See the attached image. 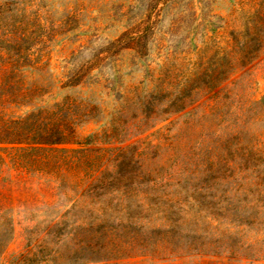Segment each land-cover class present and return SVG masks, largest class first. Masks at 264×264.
I'll return each instance as SVG.
<instances>
[{
  "label": "rangeland",
  "instance_id": "374dc122",
  "mask_svg": "<svg viewBox=\"0 0 264 264\" xmlns=\"http://www.w3.org/2000/svg\"><path fill=\"white\" fill-rule=\"evenodd\" d=\"M261 6L0 0V120L84 115L77 144L0 145V264H264V49L183 110L160 93Z\"/></svg>",
  "mask_w": 264,
  "mask_h": 264
},
{
  "label": "trees",
  "instance_id": "16d2710c",
  "mask_svg": "<svg viewBox=\"0 0 264 264\" xmlns=\"http://www.w3.org/2000/svg\"><path fill=\"white\" fill-rule=\"evenodd\" d=\"M263 37L264 6H261L241 27L203 51L199 59L204 61L188 75L183 87L173 89L171 86L160 92H167V110H183L186 106L177 107L179 102L185 98L195 101L202 91L216 88L236 69L250 64L264 49ZM73 106V101L65 99L51 109H39L18 120H0V145H25L11 150L32 155L59 145L77 144L76 128L84 115L71 113ZM88 140H92V136Z\"/></svg>",
  "mask_w": 264,
  "mask_h": 264
}]
</instances>
